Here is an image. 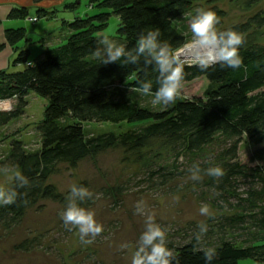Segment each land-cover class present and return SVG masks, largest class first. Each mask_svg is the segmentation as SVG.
Returning <instances> with one entry per match:
<instances>
[{
    "label": "trees",
    "instance_id": "16d2710c",
    "mask_svg": "<svg viewBox=\"0 0 264 264\" xmlns=\"http://www.w3.org/2000/svg\"><path fill=\"white\" fill-rule=\"evenodd\" d=\"M214 1L90 0L91 7L97 5L110 11L76 16L65 22L68 29L65 43L47 49L41 61L28 62L21 53L14 64L26 62V67L0 72V100H13L10 110H0V134L4 136L1 139H9L7 154L0 166H17L30 182L29 187L18 190L26 196L19 197L15 204L0 206V227L9 229L18 224L30 209L44 200L66 203L70 190L63 193L50 181L59 165L76 168L84 159L118 149L125 161L135 162L150 181L161 179L160 185L164 186L177 176L175 169L183 155L202 156L207 147L222 140L223 147L209 162L197 164L201 169L220 166L224 170L225 175L218 180L208 177L214 190L220 191L218 196H225L224 192L241 180L249 188L246 198H239L237 211L222 214L217 218L222 221L217 224L211 223L214 218L204 222L209 231L201 246L216 248L217 256L212 264H239L240 259L246 258L264 264V91H261L264 88V70H261L264 69V7L244 21L226 25V12ZM235 1H242L249 10L262 0ZM198 7L216 12L220 17L219 30L233 29L246 37V44L240 49L248 69L246 78L243 68H221L217 64L201 71L186 64L184 83L204 78L208 86L203 95L180 99L169 108L154 109L120 89L135 87L139 78L151 80L153 92L156 90L158 74L151 67L145 72L143 58L138 65L122 67L119 62L103 65L94 56L111 14L120 20L117 33L126 50L135 47L142 32L155 28L161 32V41L178 50L191 42L185 33L188 26L180 21L194 15ZM25 14L23 9L20 15ZM6 36L15 45L26 37V32L23 28L12 29L7 30ZM257 63L260 68L255 67ZM31 92L48 99L44 117L35 127L40 134V147L36 150L26 148L20 137L22 133L18 134L20 130L7 135L1 131L25 114ZM88 122L134 125L118 133L109 131L87 137ZM244 136L257 146L250 158L251 162H257L255 165L239 160ZM77 185L89 190L91 187L87 180ZM103 190L111 196L121 193V187L117 186ZM24 199L27 205L22 203ZM237 235L245 238L238 241ZM193 237L194 234L180 245L168 243L179 264H205L203 252L192 251Z\"/></svg>",
    "mask_w": 264,
    "mask_h": 264
},
{
    "label": "rangeland",
    "instance_id": "374dc122",
    "mask_svg": "<svg viewBox=\"0 0 264 264\" xmlns=\"http://www.w3.org/2000/svg\"><path fill=\"white\" fill-rule=\"evenodd\" d=\"M213 3L225 10L226 25L244 21L253 12L264 7V0L249 10L243 6L242 1L215 0ZM101 11L110 10L100 9L97 5L91 7L90 0H82L77 6L79 17L92 16ZM190 19L191 16L187 15L180 21L188 26L185 31L188 40H191ZM119 24L120 20L117 15L111 14L103 34H108L117 44H122L117 33ZM178 24L181 23L178 22ZM52 30L50 34L55 33L56 38L62 41L57 45L66 42L65 36L68 34V29L55 27L50 32ZM39 48L38 43L31 45L30 59H37ZM193 59H195L193 56L185 58L189 63ZM207 86L208 82L204 78L184 83L182 94L176 102L183 98L202 96ZM120 89L150 108L164 109L173 105L170 104L167 107L153 105L152 96L129 91L128 87ZM261 91H264V88ZM28 101L25 114L20 118L21 121L12 123L3 131L7 135L20 130L18 134L22 133L20 137L24 140L26 148L36 150L40 147V134L35 127L36 123L44 117L48 99L31 92ZM11 103L13 106V101ZM137 124L144 125L146 122ZM130 125L134 124L88 122L85 130L87 137H92L102 132L115 131L118 133L127 130ZM2 136L3 133L0 134V161L6 156L9 148V139L2 140ZM221 141L207 147L202 156L183 155L178 160L177 169H175L177 176L164 186L160 185L161 179L156 178L150 181L144 174V170L135 162L125 161L123 152L118 149L108 150L95 158L84 159L76 168H69L64 164L59 165L58 171L50 177V181L65 193L70 190L72 184L87 180L91 186L90 191L94 195L82 207L95 212L97 222L103 225V233L95 239L93 244H82L78 231L66 229L60 218V213L64 210L66 203L44 200L30 209L18 224L9 229L0 227V264H130L132 249L121 250L120 246L122 244L135 246L144 230L145 217L136 214L135 210L136 203L141 200L145 202L147 211L155 214L156 223L168 230V243L180 245L187 242L201 222L214 218L211 223H219L222 220L217 218L222 214L237 211L239 198H246L245 192L249 185L243 183L242 180L237 184L234 183L235 186L233 184L229 191L224 192L225 196L221 197L218 196L220 191H215L209 184V176L202 174L200 181L190 179L188 169L198 161L209 162L210 158L223 147L224 144ZM256 147L244 136L238 151L239 160L248 165H255L257 162H251L250 158ZM0 183H3L2 177H0ZM114 186L121 187L119 195L105 194L104 187L114 188ZM201 204L210 206L213 213L212 218L200 215ZM243 237L237 235L236 239L240 241ZM215 239L214 235L212 240ZM239 264L261 263L246 258L240 259Z\"/></svg>",
    "mask_w": 264,
    "mask_h": 264
},
{
    "label": "clouds",
    "instance_id": "9594fccd",
    "mask_svg": "<svg viewBox=\"0 0 264 264\" xmlns=\"http://www.w3.org/2000/svg\"><path fill=\"white\" fill-rule=\"evenodd\" d=\"M219 24L220 17L216 12L203 7L195 9V14L189 21L191 43L185 47L195 46L200 52L190 63L180 55L179 50L173 49L167 42L159 39L161 32L158 28L142 32L132 50H126L124 45L117 44L108 34H102L99 39L100 47L96 48L94 56L103 65L119 62L122 67L138 65L143 58L145 72L151 67L158 74L156 77L158 87L153 92L151 80L138 78L137 85L129 91L152 96L153 105L167 107L174 104L182 94L186 64L188 67L195 66L201 71H207L217 64L221 68H243L246 78L248 69L240 54V49L246 44V37L233 29L219 30L217 27ZM255 67L261 66L257 63ZM188 171L192 181H200L202 174L217 180L225 175L220 166L201 169L199 164H194ZM0 177L3 178V183H0V206L15 204L19 197L27 195L18 191L29 187L30 182L17 166L9 164L0 166ZM93 195L88 188L72 184L66 197V206L60 213L65 228L70 231L77 230L80 242L84 245L93 244L104 231L103 225L95 218V212L81 206L82 202L92 199ZM22 203L27 205V199ZM135 210L136 214L145 217L144 230L135 246L129 244L120 246L121 250L132 249L130 264H179L174 250L168 247V230L156 223L155 214L147 211L143 200L136 203ZM199 213L202 216L213 217L208 204H201ZM208 231L207 223L201 222L198 225V231L193 237L195 244L192 251L203 252L205 264H212L217 256L216 248L201 246Z\"/></svg>",
    "mask_w": 264,
    "mask_h": 264
},
{
    "label": "crops",
    "instance_id": "0c3cea01",
    "mask_svg": "<svg viewBox=\"0 0 264 264\" xmlns=\"http://www.w3.org/2000/svg\"><path fill=\"white\" fill-rule=\"evenodd\" d=\"M81 2L82 0H0V72H14L26 67V62L14 64L21 53L28 62L41 61L47 49L62 42L61 39L56 38L55 33L51 35L53 30L51 32L50 30L55 27L65 29V22H70L78 16L77 6ZM23 9L26 10V14L21 16ZM30 18L37 19L30 20ZM19 28L25 30L26 37L12 45L7 40V30ZM37 43L40 46L39 54L37 59L33 60L30 59L29 53L31 45ZM18 121L21 119L11 122L1 131Z\"/></svg>",
    "mask_w": 264,
    "mask_h": 264
},
{
    "label": "built area",
    "instance_id": "2783aa9c",
    "mask_svg": "<svg viewBox=\"0 0 264 264\" xmlns=\"http://www.w3.org/2000/svg\"><path fill=\"white\" fill-rule=\"evenodd\" d=\"M37 18H30V20H36ZM191 42L187 43L190 44ZM185 44V45H187ZM185 45L183 47H181L179 50V52H181L183 49L187 48L185 47ZM194 58H196L195 56H193ZM184 58H188V57H184ZM187 61V60H186ZM189 62V61H188ZM30 64V63H28ZM13 100H0V110H10L12 108V102Z\"/></svg>",
    "mask_w": 264,
    "mask_h": 264
},
{
    "label": "bare ground",
    "instance_id": "6f19581e",
    "mask_svg": "<svg viewBox=\"0 0 264 264\" xmlns=\"http://www.w3.org/2000/svg\"><path fill=\"white\" fill-rule=\"evenodd\" d=\"M199 52H200V49L198 47L191 46V47H187V48L183 49L180 52V55L182 57H190V56H195L196 57Z\"/></svg>",
    "mask_w": 264,
    "mask_h": 264
}]
</instances>
